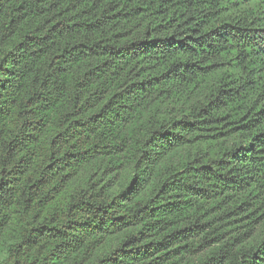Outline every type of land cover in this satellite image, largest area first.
<instances>
[{
  "label": "trees",
  "instance_id": "16d2710c",
  "mask_svg": "<svg viewBox=\"0 0 264 264\" xmlns=\"http://www.w3.org/2000/svg\"><path fill=\"white\" fill-rule=\"evenodd\" d=\"M0 264H264V0H0Z\"/></svg>",
  "mask_w": 264,
  "mask_h": 264
},
{
  "label": "rangeland",
  "instance_id": "374dc122",
  "mask_svg": "<svg viewBox=\"0 0 264 264\" xmlns=\"http://www.w3.org/2000/svg\"><path fill=\"white\" fill-rule=\"evenodd\" d=\"M14 240V236L7 235L0 243V259L7 255L9 244Z\"/></svg>",
  "mask_w": 264,
  "mask_h": 264
}]
</instances>
